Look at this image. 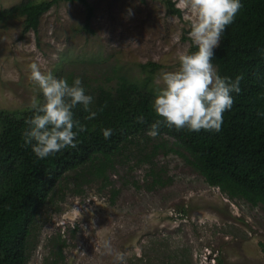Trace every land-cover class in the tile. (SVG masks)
Instances as JSON below:
<instances>
[{
    "label": "rangeland",
    "instance_id": "obj_1",
    "mask_svg": "<svg viewBox=\"0 0 264 264\" xmlns=\"http://www.w3.org/2000/svg\"><path fill=\"white\" fill-rule=\"evenodd\" d=\"M21 1L0 0V9ZM173 1L181 17L161 0H85L52 6L37 33L22 35L23 16L5 20L0 108L29 107L32 62L83 73L96 85L115 83L117 66L142 79L139 65L156 62L154 87L160 70L175 68L191 45L187 0ZM138 142L114 156L105 176L92 175L89 164L66 173L37 216L27 264H218V257L264 264V203L230 199L209 185L168 135Z\"/></svg>",
    "mask_w": 264,
    "mask_h": 264
},
{
    "label": "trees",
    "instance_id": "obj_2",
    "mask_svg": "<svg viewBox=\"0 0 264 264\" xmlns=\"http://www.w3.org/2000/svg\"><path fill=\"white\" fill-rule=\"evenodd\" d=\"M77 1L85 0H22L0 9V24L23 16L22 35L31 30L37 33L41 17L52 6ZM161 1L168 14L182 16L175 1ZM241 2V9L233 23L225 27L212 58L220 75L243 77L240 93L232 94L231 110L223 114L221 129L194 132L161 123L156 136L174 138V145L188 152L186 159L209 185L219 187L230 199L257 205L264 203V116L257 114L264 113V0ZM189 50H195L192 42ZM139 66L145 73L142 79L115 67V76L109 79L115 81L112 85H96L83 73H54L69 82L79 76L87 93L93 96L90 108L97 115L88 120L82 106L73 109L74 119L85 125L78 134L77 147L44 159H38L31 146L24 143V132L29 127L26 120L32 115L29 107L0 108V264H27L37 216L66 173L89 164L92 175L105 176L114 156L129 143L138 145L139 138L148 136L150 125L162 119L151 107L153 81L161 66L156 62ZM103 128L112 129L109 139L103 137ZM150 173L154 175L155 170ZM157 181L161 182L155 178ZM218 264H223L219 257Z\"/></svg>",
    "mask_w": 264,
    "mask_h": 264
},
{
    "label": "clouds",
    "instance_id": "obj_3",
    "mask_svg": "<svg viewBox=\"0 0 264 264\" xmlns=\"http://www.w3.org/2000/svg\"><path fill=\"white\" fill-rule=\"evenodd\" d=\"M242 7L241 0H187L190 12L188 33L195 50L182 51L172 70L161 69L153 88L151 107L157 117L147 135L155 137L161 123L169 128L199 132L201 129L219 131L223 114L231 110L233 93H240L242 75L234 79L219 74L213 64L214 49L219 46L225 27L231 25ZM132 9H127V16ZM127 18V17H126ZM29 79L34 84V95L26 120L24 143L30 145L38 159H44L64 149H75L78 134L85 125L74 119L78 105L88 113V120L97 112L90 108L93 96L87 93L79 76L71 82L57 77L50 70H42L37 62L29 64ZM264 116V113H257ZM142 121V117H139ZM105 139L111 128H103ZM102 246L112 251L105 240ZM117 259L122 257L117 254Z\"/></svg>",
    "mask_w": 264,
    "mask_h": 264
}]
</instances>
